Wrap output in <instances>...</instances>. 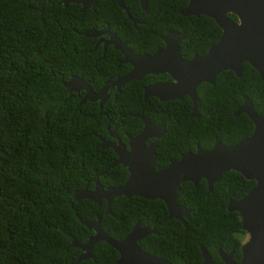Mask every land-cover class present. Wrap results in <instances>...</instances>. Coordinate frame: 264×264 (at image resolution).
Masks as SVG:
<instances>
[{
  "label": "trees",
  "instance_id": "trees-1",
  "mask_svg": "<svg viewBox=\"0 0 264 264\" xmlns=\"http://www.w3.org/2000/svg\"><path fill=\"white\" fill-rule=\"evenodd\" d=\"M58 0H0V264H72L80 249L71 241L83 243L91 232L79 220L99 216L106 235L119 240L136 220L150 224L156 233L137 242L139 248L170 264H200L202 246L213 264H224L217 249L231 252L238 261L244 232L239 216L227 211L230 200H238L254 185L239 173L221 174L205 195L206 184L179 185L176 202L189 210L181 223L167 219L160 200L137 196H116L104 213L87 200H74L72 193L114 159L110 149H101L98 137H105L106 119L100 112L112 113L117 133H137L141 112L160 123L164 135L155 151V169L175 161L195 145L208 150L214 141L232 145L248 136L252 123L244 113L231 114L246 96L253 111L264 118V82L247 63L239 76L219 72L212 84L195 87L199 102L196 117H190V101L160 102L150 97L141 101L146 81H130L116 94L110 107L98 109L94 102L77 105L81 93L67 92L61 85L71 75L84 79L92 89L102 80L98 65L89 59L90 38L85 31L108 17H122L113 0H102L95 12ZM186 0H147L145 33L127 27L136 39L144 40L141 52L162 46L160 36L167 30L182 33L181 58L203 53L219 37L220 30L207 16L178 13ZM132 7L139 13L136 0ZM232 19L231 15H228ZM94 18V20H93ZM125 21V20H124ZM127 22V21H125ZM103 67V66H99ZM108 68H114V61ZM99 69V73H98ZM99 81V84H98ZM150 103L147 107L146 104ZM127 173L120 165L98 175L102 187L118 186ZM91 187V184H90ZM89 187V188H90ZM116 251L107 243H94L91 257L77 264H115Z\"/></svg>",
  "mask_w": 264,
  "mask_h": 264
},
{
  "label": "water",
  "instance_id": "water-1",
  "mask_svg": "<svg viewBox=\"0 0 264 264\" xmlns=\"http://www.w3.org/2000/svg\"><path fill=\"white\" fill-rule=\"evenodd\" d=\"M96 0H59L66 6L68 3L94 6ZM122 0H117L121 5ZM184 8L178 13L183 16L204 15L214 21L220 30L218 39L202 55H193L186 60L179 54V43L184 39L182 33L166 31L162 37V47L150 54L134 55L124 45L111 39V43L123 54V62L131 70L117 78L111 84L106 83L99 91L92 92L82 78L70 76L61 85L67 92L83 91L78 105L98 102V107L105 100L107 86H119L130 80L141 79L144 75L166 73L171 82L153 83L143 91V97L152 96L158 101L180 100L187 96L191 100L190 117L196 115L199 102L195 87L201 83L212 84L216 75L224 70L239 76L241 64L247 63L264 82V0H186ZM142 8L145 0H139ZM227 14L235 17L232 20ZM89 32L84 35L88 36ZM243 102L233 115L244 113L252 123L251 133L232 145H222L215 141L208 150L196 147L192 152L179 156L165 166L155 169L154 145H144L150 137L162 134V127L152 125L137 114L142 128L136 135L127 138L126 145H111L115 160L96 174L91 180L93 188L86 183L81 189L72 193L74 200L87 199L96 205L102 200L105 213H109L111 200L116 196L130 198L137 196L147 200H160L165 207L167 219L184 223L189 218V210L184 204L176 202L179 185L190 182L195 185L199 179L206 184L207 195L212 185L221 174L227 171L239 173L244 179L252 180L254 185L240 199L227 202L226 210L234 211L240 220V229L245 233V241L240 246V258L237 262L231 259V251L224 253L217 249L219 258L224 264H264V118L259 117L252 109L250 101L243 96ZM115 137V136H114ZM106 145L100 141V148ZM120 165L125 168L127 176L118 186L102 187L98 175L107 169ZM91 234L83 243L71 241V245L81 253L72 264L91 257L94 243L102 241L111 246L117 253L115 264H170L161 257L142 251L137 242L146 234L155 233L148 225L141 226L136 221L130 231L121 239L113 240L102 230L99 217L94 220H79ZM200 264H213L206 250L199 246Z\"/></svg>",
  "mask_w": 264,
  "mask_h": 264
},
{
  "label": "flooded vegetation",
  "instance_id": "flooded-vegetation-1",
  "mask_svg": "<svg viewBox=\"0 0 264 264\" xmlns=\"http://www.w3.org/2000/svg\"><path fill=\"white\" fill-rule=\"evenodd\" d=\"M102 1V0H96L95 1V5L92 7V6H89L87 5L86 8H83L82 10L80 9V5L79 6V10L80 11H85V10H91L93 12H95V9H96V6L99 4V2ZM107 2H109V0H107ZM114 2V5L118 8L119 12L122 14L123 18L122 17H119V16H115L112 18V22L111 25L114 29L111 30V27L109 25V23L107 22L108 20V17L105 18V19H101V21L99 23H95L94 21V27H91L89 30L85 31V32H89L91 31L89 34L88 33V36L87 38H90V44L91 47L89 50H87V52H89V59L92 60V64H91V67L92 68H96V63L98 61L101 60V64L98 65V68L101 70L100 71V75H103V76H110L109 75V72H113L111 76L113 77H109L108 79H105V80H102L101 83L99 84V81H98V87L96 89H92L89 84L83 79V81L88 85V87L90 88V90L92 92H97L99 91L106 83H108L107 85L111 84L113 81H115L117 78L119 77H122L124 75H126L130 70V65L127 64L126 62H123V54L120 52L119 49H117L116 47H114V45L110 42L111 39H113L114 41H118L120 43H122L124 45V47L129 50L131 52V54H134V55H141V54H150V53H153L155 50L159 49L160 47L162 46H158V47H155L153 49V51H151L150 53L149 52H141V49L144 47V44H145V41L144 40H138L136 42H131V39H136L134 38L135 36V32H134V35H132L131 31H127L126 28L129 26L131 28H133L137 33H139V30L143 31L145 33V30L148 28V17L144 14V10L147 8V0H145V3H144V7L142 8V6L140 5L139 3V0H136V3H137V6L139 7V13L137 11H134V8L132 7V3H133V0H122L121 1V5H119L117 3V0H113ZM57 3H59V0L57 1ZM179 11V10H178ZM227 15H230V14H227ZM231 18V17H230ZM232 19V18H231ZM94 20V18H93ZM127 22H125V21ZM232 20H235V17L232 19ZM162 36H160V39H161ZM218 39V38H217ZM162 42V41H161ZM212 44V43H211ZM210 44V45H211ZM209 45V46H210ZM208 46V47H209ZM207 47V49H208ZM180 48V47H179ZM206 49V50H207ZM206 50L201 53V54H193V55H202L206 52ZM193 55H191L189 58H187L186 60L190 59ZM114 61V68L113 70H111L110 68H108V65L109 63L113 62ZM99 66H103V67H99ZM99 69H98V73H99ZM72 76V75H71ZM74 76V75H73ZM77 77V76H76ZM81 78V77H79ZM146 81L145 84H143L141 86V101H143V103L146 102V100L150 99V95L148 96H145L143 97V91L144 89L147 88V86H149L150 84H153V83H167V82H171V78L166 74V73H162V74H155V75H144L141 79H138V80H130V81ZM128 81V82H130ZM127 83V82H126ZM126 83H124L123 85H125ZM119 86L118 88H116V86H107L106 88V91H105V95H106V98L105 100L102 102L101 106L98 107V102L97 101H94V103H96L98 109H102L103 106L105 105H108V107L111 106V104L114 102L115 100V96L116 94L120 91L121 87L123 86ZM76 94H79L81 93L79 99L81 98L82 96V93L83 91H78V92H75V91H72ZM183 97H187V96H183ZM182 97V98H183ZM246 97V96H245ZM154 98V97H152ZM182 98L180 100H177V101H181ZM188 98V97H187ZM247 98V97H246ZM78 99V101H79ZM189 99V98H188ZM248 99V98H247ZM172 101V100H171ZM175 101V100H174ZM190 101V111H191V100L189 99ZM242 102H243V99H242ZM83 104V103H82ZM81 104V105H82ZM150 103H147L146 106L148 107ZM242 104V103H241ZM240 104V105H241ZM78 105V103H77ZM80 106V105H79ZM237 108V107H236ZM235 108V109H236ZM198 109V108H197ZM234 109V110H235ZM197 112V111H196ZM234 111H232L231 114H233ZM101 114H103V116L105 117L106 119V122H105V131H106V136L105 137H98V140H99V144H100V141H102L104 143V145H106V147L102 148V149H110L112 151V148L110 147L112 144L113 145H116V146H120V144H123L124 146L126 145V140L127 138L129 137H132L134 135H136L137 133L140 132L141 128H142V122L140 121V119L137 117V114H140L141 112H138L136 114H133L136 116V118L139 119L140 123H141V126H140V129L137 133L133 134V135H128L126 134L125 131H122L123 133V136L121 137L118 133H117V130H116V123L114 121H111V118L113 119L112 117V113H106V112H103L101 111L100 112ZM142 114V113H141ZM143 117H145L150 124L152 125H159L162 127V134L159 135L158 137H153V136H150L148 137L145 141H144V145L147 146L149 144H153L154 145V152L156 151V149L158 148V145H159V140L163 137L164 135V128L163 126L160 124V123H156V122H152L149 120V118H147L146 116H144L142 114ZM189 116H190V113H189ZM196 117V115L194 116ZM115 136V137H114ZM217 141V140H216ZM215 142V141H214ZM213 142V143H214ZM198 147V145H195L194 149ZM199 148V147H198ZM189 151V150H187ZM186 151V152H187ZM185 152V153H186ZM191 152V151H190ZM156 154V153H155ZM116 157H114V159L111 161L113 162L115 160ZM110 162V163H111ZM109 163V164H110ZM107 167V166H106ZM93 178V177H92ZM89 183L88 184V189H92L93 188V182L91 180V182H87ZM90 184H91V187H90ZM90 187V188H89ZM112 201V200H111ZM101 203H104V201L102 200ZM101 205V204H100ZM99 205V206H100ZM104 211H105V204H104ZM110 212V211H109ZM105 213V212H104ZM106 214V213H105ZM97 216V215H96ZM95 216V217H96ZM99 217V216H98ZM95 219V218H94ZM93 219V220H94ZM91 221V220H90ZM136 221H139L140 220H136ZM135 221V222H136ZM134 222V223H135ZM99 223H100V218H99ZM133 223V224H134ZM132 224V226H133ZM140 225L141 226H145V225H148L150 228L154 229V227H152L150 224H143L140 222ZM131 226V227H132ZM131 229V228H130ZM130 231V230H129ZM128 231V232H129ZM155 231V229H154ZM127 232V233H128ZM126 233V234H127ZM156 233V231H155ZM125 234V235H126ZM154 234V233H153ZM124 235V236H125ZM149 234H146L145 236H147ZM245 235V233H244ZM123 236V237H124ZM144 236V237H145ZM89 237V236H88ZM87 237V238H88ZM122 237V238H123ZM143 237V238H144ZM142 238V239H143ZM246 238V236H245ZM244 238V239H245ZM121 239V238H120ZM242 240L241 241V245L242 243L245 241V240ZM240 249V248H239ZM143 251V250H142ZM232 252V251H231ZM81 253V251H80ZM225 253V252H224ZM229 253V252H228ZM218 255V253H217ZM219 257V256H218ZM232 259V258H231ZM233 260V259H232ZM234 261V260H233ZM237 262V261H235Z\"/></svg>",
  "mask_w": 264,
  "mask_h": 264
},
{
  "label": "rangeland",
  "instance_id": "rangeland-1",
  "mask_svg": "<svg viewBox=\"0 0 264 264\" xmlns=\"http://www.w3.org/2000/svg\"><path fill=\"white\" fill-rule=\"evenodd\" d=\"M245 238V235H243L242 240ZM245 240V239H244Z\"/></svg>",
  "mask_w": 264,
  "mask_h": 264
},
{
  "label": "clouds",
  "instance_id": "clouds-1",
  "mask_svg": "<svg viewBox=\"0 0 264 264\" xmlns=\"http://www.w3.org/2000/svg\"><path fill=\"white\" fill-rule=\"evenodd\" d=\"M167 31H169V30H167ZM91 232V231H90Z\"/></svg>",
  "mask_w": 264,
  "mask_h": 264
}]
</instances>
